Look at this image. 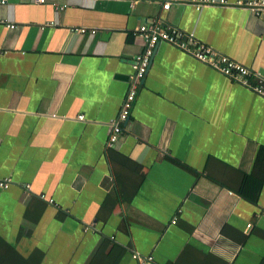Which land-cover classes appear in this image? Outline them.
Segmentation results:
<instances>
[{
    "label": "crops",
    "instance_id": "obj_1",
    "mask_svg": "<svg viewBox=\"0 0 264 264\" xmlns=\"http://www.w3.org/2000/svg\"><path fill=\"white\" fill-rule=\"evenodd\" d=\"M144 23L264 76V15L244 7L0 0V264H264V184L256 203L234 190L262 96L160 42L109 143Z\"/></svg>",
    "mask_w": 264,
    "mask_h": 264
},
{
    "label": "built area",
    "instance_id": "obj_2",
    "mask_svg": "<svg viewBox=\"0 0 264 264\" xmlns=\"http://www.w3.org/2000/svg\"><path fill=\"white\" fill-rule=\"evenodd\" d=\"M3 1V0H2ZM5 1V0H4ZM35 3H46L48 0H33ZM132 5L143 0H125ZM160 2L164 9H169L174 3L193 4L197 7L207 5H235L247 8L259 15H264V0H237L230 3L229 0H148ZM63 8L64 5H58ZM14 27V24H7ZM84 32L86 29H80ZM139 33L145 40V46L139 52L134 60V72L130 76L132 88L126 95L123 105L119 111V115L113 124V130L109 137V143L115 144L122 132V122L128 120L131 115L133 103L137 96V83L143 79L148 71L155 48L160 42L169 43L184 52L188 53L195 59L204 62L230 77V79L238 82L246 88L254 91L256 94L264 98V76L259 71H255L244 64L234 60L230 56L218 51L212 46L198 39L191 33H187L182 29L174 26L162 27L158 23H144L139 27ZM81 119L83 115H79ZM0 186L8 187L9 181L0 180ZM52 201V199H50ZM251 226V224H250ZM151 258V257H149Z\"/></svg>",
    "mask_w": 264,
    "mask_h": 264
},
{
    "label": "trees",
    "instance_id": "obj_3",
    "mask_svg": "<svg viewBox=\"0 0 264 264\" xmlns=\"http://www.w3.org/2000/svg\"><path fill=\"white\" fill-rule=\"evenodd\" d=\"M241 184L234 188L243 198L256 203L264 184V146L258 152L252 172L242 171Z\"/></svg>",
    "mask_w": 264,
    "mask_h": 264
}]
</instances>
